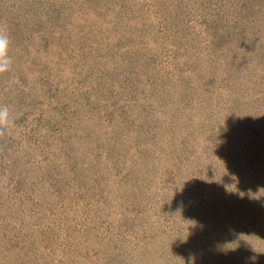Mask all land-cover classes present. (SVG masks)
<instances>
[{"label": "rangeland", "instance_id": "374dc122", "mask_svg": "<svg viewBox=\"0 0 264 264\" xmlns=\"http://www.w3.org/2000/svg\"><path fill=\"white\" fill-rule=\"evenodd\" d=\"M0 264H264V0H0Z\"/></svg>", "mask_w": 264, "mask_h": 264}, {"label": "clouds", "instance_id": "9594fccd", "mask_svg": "<svg viewBox=\"0 0 264 264\" xmlns=\"http://www.w3.org/2000/svg\"><path fill=\"white\" fill-rule=\"evenodd\" d=\"M10 38L4 28H0V74L7 72L12 64L9 55ZM13 118L7 106H0V135L11 127Z\"/></svg>", "mask_w": 264, "mask_h": 264}]
</instances>
